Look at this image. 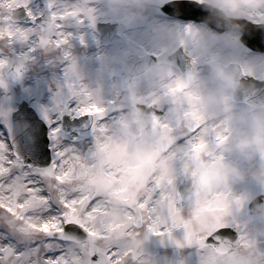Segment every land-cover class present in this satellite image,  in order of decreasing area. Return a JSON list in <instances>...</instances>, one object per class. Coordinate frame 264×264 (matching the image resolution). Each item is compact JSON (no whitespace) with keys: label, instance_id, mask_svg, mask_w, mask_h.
<instances>
[{"label":"rangeland","instance_id":"1","mask_svg":"<svg viewBox=\"0 0 264 264\" xmlns=\"http://www.w3.org/2000/svg\"><path fill=\"white\" fill-rule=\"evenodd\" d=\"M89 1L91 5H88L87 2ZM166 1L168 0H149L144 9L147 13L142 12L141 18L131 24V26L146 25L162 28L156 29L153 33L146 29L144 30V33H146L144 34V37H147L149 34L158 35L161 31H177L175 28L184 26L177 22L171 23L170 21H166V19L164 20V18L155 19L152 17L153 14L148 13L149 11H154L157 6ZM22 6L26 8L28 14L31 13L30 16L40 15L42 10L45 8L54 10V13L58 10H70L74 15L78 14L80 11H92L95 9L98 11L107 10L104 0H22ZM6 15V9L0 8V16ZM105 19L121 21V19L113 14L111 16H105ZM250 21L261 22L259 20ZM12 27L14 30L19 31L20 35L16 36L12 40L0 38V67L4 66L8 62L9 57L15 56L18 61L28 65V70L22 74L18 81L13 85L4 87L0 86V145L3 146L0 148V159H5L7 156H11L13 158L12 163L15 170H18L21 175H24L28 172L35 173L37 171L23 168L11 154L6 141V137L9 136L10 130V114L14 109H16V105L20 102V100L24 99L38 112L40 117L44 119L45 109L49 107V105H45V89L49 90L48 84H59V81H55L52 77L49 78L48 74L45 75L46 66L50 65L53 67L54 65V60L52 64L48 63L45 65V51L49 47L48 38L51 31L43 32L35 28L18 24H13ZM167 27H170L173 30H168ZM185 27L187 28L186 30L195 32L194 35H197L195 39V42L198 45L197 48L202 51V47L209 43L207 33L203 30V26L197 28L195 26L188 25ZM209 53L211 58L218 54L219 57L222 58L220 59L221 61L219 64H222L223 66L230 62H237L242 66L245 73L260 79L264 78V57L248 55L247 51L238 43L237 39H234L232 42L227 44L223 42L213 43L211 44ZM234 106L236 107L238 105L232 103L228 97L225 109L232 110ZM49 138L52 163L55 159H57V153L59 151L71 150L74 152L62 162L63 166L56 172L54 178L48 181L52 200L60 202L67 199L68 204L65 206L68 208L69 219H72L87 228L92 233V240L97 243L99 248L103 251H108L113 248L114 245L119 247L121 245L118 251L122 253V256L119 260L115 261V264H168V254L170 253L172 247L186 248L194 237L204 234L209 228L214 226L207 220L195 221L193 222L195 224L190 223L185 224V226H180L179 220L177 222L164 223L158 221V218L156 215L154 216L153 213V215L151 214V217L154 216L153 220L150 221L149 224L146 223L142 227L138 228L133 226L128 209L126 207H120L118 204L114 205L113 203L111 205L110 213L107 216H101V213L108 211L107 202H109V199L105 198L100 200L93 204L90 208L86 200L88 187L94 185L95 183L97 184L94 177V170L104 171L107 174L109 182L114 184V188L112 190L113 192L117 194L125 193L124 196L126 198L133 197L137 187L133 185L132 189L129 190L126 188L127 182L125 183V180L128 177V175L125 174V171H129L130 169L128 166V160L112 161L110 158H107L110 161V165L106 159L107 167L97 169L94 166L97 160H86L84 159L83 154L84 150L89 148L90 144L94 142L93 137H89L86 140L77 139L73 136H63L57 128H51L49 130ZM109 147H111L110 151H112L114 145L110 144ZM80 163H85V176L82 179L77 178L75 175V170ZM100 165H102V162H100ZM99 186L101 187V192L106 187V184L102 179L100 180ZM253 191L254 190L251 188L250 192L252 193ZM250 195L252 194L248 193V196ZM32 203L38 202L32 201ZM26 206L27 205H21L19 207L23 208ZM4 207L5 206L3 204H0V209ZM159 208L160 207L158 205L157 210ZM157 210L155 213L158 214L164 211V209H160V212ZM8 212H13V210L8 209ZM4 215H6V213H4ZM13 215H15V213H13ZM42 215L43 214L40 212L39 208H36L31 213L32 223H27L22 219L20 221H16L15 226L18 228L36 227L40 231H47L51 225L43 223L40 219ZM168 225H171L172 227ZM7 227L6 223L0 220V229ZM115 227L121 229L113 233L110 239H107V232H110ZM176 227L177 230H175ZM158 229L161 230L160 232H162L163 235L160 236V238L156 235L155 240V235H153L152 232L155 231L158 233ZM247 234L248 229L244 232V237H246ZM116 239L119 240L115 241ZM145 239L158 242L161 254L153 258L133 261L129 253L138 242ZM50 246L54 248H75L80 255L81 253L86 255L84 246L72 243L61 244L52 241ZM200 257L203 261L197 259L195 262L192 261V264H208L204 261L206 255H200ZM86 261V257H80V264H86ZM190 261L191 260L188 259L184 264H190Z\"/></svg>","mask_w":264,"mask_h":264},{"label":"clouds","instance_id":"2","mask_svg":"<svg viewBox=\"0 0 264 264\" xmlns=\"http://www.w3.org/2000/svg\"><path fill=\"white\" fill-rule=\"evenodd\" d=\"M149 0H104L106 9L117 16L126 25L141 18ZM197 3L209 13L203 25L209 43L202 47V53L210 51L211 44H225L238 39L243 25L241 20H259L264 22V0H197ZM215 23L225 29L214 32L209 25ZM173 37L181 43L183 37ZM155 39V37H154ZM212 81L200 78L197 81L201 113L210 109H225L229 93L232 91L233 77L229 70L219 63H210ZM162 75V74H161ZM215 83V86L213 84ZM187 103V101H181ZM211 155H204L198 169L191 176L189 191L192 200L188 205L191 214L199 206L215 200L218 193H230L225 204L236 203L233 188L236 185L251 182L264 188V109L249 120L239 117L238 123L230 135L218 144L211 146ZM255 200V197H250ZM254 217L249 225L248 234L239 243L227 246L225 251L215 256V264H264V204H255Z\"/></svg>","mask_w":264,"mask_h":264},{"label":"snow or ice","instance_id":"3","mask_svg":"<svg viewBox=\"0 0 264 264\" xmlns=\"http://www.w3.org/2000/svg\"><path fill=\"white\" fill-rule=\"evenodd\" d=\"M21 6L22 0H0V8L7 11L6 16H0V38L12 40L20 35V32L12 27V13ZM72 14L65 10L58 14L54 13L53 16L54 19L63 20ZM196 121L197 126L193 132L197 131L204 123L201 120ZM172 130L174 131L173 128ZM205 143L206 141L203 139L194 141L189 155L192 156L198 152L201 147L205 146ZM2 147L0 145V148ZM72 153L74 152L71 150L59 151L57 159L47 170L28 172L24 175L15 170L11 156L0 159V204L5 206L0 209V220L8 226L0 232V264H80V254L75 248H54L50 246L51 241L48 239L66 238L65 229L68 232L75 231L73 226L83 229L80 223L69 219L68 208L65 206L68 204V200L53 201L49 191L48 181L54 178L56 172L63 166L62 162ZM32 201L38 203H32ZM92 203L90 202L89 208ZM21 205L27 206L21 208L19 207ZM36 208H39L43 214L40 217L43 223L51 225L47 231H40L36 227L18 228L15 226L16 221L22 219L27 223H32L31 213ZM8 209H12L13 212H8ZM226 229V219L220 220L208 230L204 238L198 242V246L202 249L208 248L210 244L218 240L219 236L226 234ZM215 249L225 251L224 245ZM121 256L122 253L116 248H111L106 253L92 249L88 264H115V261L119 260Z\"/></svg>","mask_w":264,"mask_h":264},{"label":"flooded vegetation","instance_id":"4","mask_svg":"<svg viewBox=\"0 0 264 264\" xmlns=\"http://www.w3.org/2000/svg\"><path fill=\"white\" fill-rule=\"evenodd\" d=\"M155 92L156 90H147L145 89V87H142L140 90H139V94L142 96V97H148V95H152L151 97H149L148 101H152L154 99V96H155ZM126 106H128V104H126ZM194 114L196 115L195 117L198 118V117H201L204 121H205V124L208 123V125H215L214 123L217 122L219 116L217 114H214L212 113L211 111L208 110L207 114L205 113H201L200 110H197L194 112ZM205 114V115H203ZM214 114V115H212ZM123 116H124V119L125 121H130V120H134L133 116L131 115V113L129 111H125L123 113ZM203 134H197L195 137L193 138H189V141H197L199 139H203L205 141H213V139L211 138V135L208 133V132H205V135L203 136ZM200 152H196L195 156L191 157L190 160H189V164H193V163H196L199 161V156H200ZM172 174L171 176L173 177L172 178V182H171V189L177 190V187H178V177H180V171L178 170L177 168V164L173 165L172 164ZM217 201V198L215 200H212L210 201V203H216Z\"/></svg>","mask_w":264,"mask_h":264},{"label":"water","instance_id":"5","mask_svg":"<svg viewBox=\"0 0 264 264\" xmlns=\"http://www.w3.org/2000/svg\"><path fill=\"white\" fill-rule=\"evenodd\" d=\"M17 72V69L16 67H11L9 68L8 70H3L2 72H0V81L2 82H8L10 81L14 75L16 74ZM255 83V82H254ZM257 85V83H255ZM264 86L263 85H258V86H252L250 84L247 85V89L249 90V92L251 93H255L257 92L259 89L263 88ZM257 88V90H256ZM244 99H247L249 102H255V98H259L261 97L259 94L257 96L252 97L250 93H245L243 96H242ZM142 250L144 249L143 247H141ZM140 248V249H141Z\"/></svg>","mask_w":264,"mask_h":264},{"label":"bare ground","instance_id":"6","mask_svg":"<svg viewBox=\"0 0 264 264\" xmlns=\"http://www.w3.org/2000/svg\"><path fill=\"white\" fill-rule=\"evenodd\" d=\"M45 215H47V213Z\"/></svg>","mask_w":264,"mask_h":264}]
</instances>
